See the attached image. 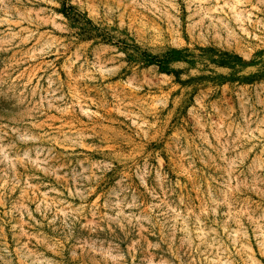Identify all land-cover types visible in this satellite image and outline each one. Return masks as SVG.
I'll use <instances>...</instances> for the list:
<instances>
[{"label":"rangeland","instance_id":"obj_1","mask_svg":"<svg viewBox=\"0 0 264 264\" xmlns=\"http://www.w3.org/2000/svg\"><path fill=\"white\" fill-rule=\"evenodd\" d=\"M0 264H264V0H0Z\"/></svg>","mask_w":264,"mask_h":264}]
</instances>
